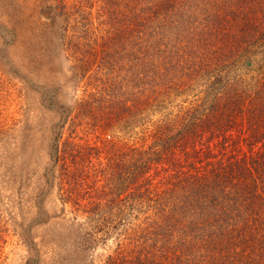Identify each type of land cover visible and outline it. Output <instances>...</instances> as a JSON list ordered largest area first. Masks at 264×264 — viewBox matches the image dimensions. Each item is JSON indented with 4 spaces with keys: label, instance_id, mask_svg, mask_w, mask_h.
I'll return each instance as SVG.
<instances>
[{
    "label": "trees",
    "instance_id": "1",
    "mask_svg": "<svg viewBox=\"0 0 264 264\" xmlns=\"http://www.w3.org/2000/svg\"><path fill=\"white\" fill-rule=\"evenodd\" d=\"M31 2L34 39L57 24L71 87L85 88L74 107L36 90L55 117L38 207L55 186L85 248L112 242L105 264H264V0ZM14 3L0 0L1 39ZM5 55L0 91L16 74ZM28 119L0 126V203L16 201Z\"/></svg>",
    "mask_w": 264,
    "mask_h": 264
},
{
    "label": "rangeland",
    "instance_id": "2",
    "mask_svg": "<svg viewBox=\"0 0 264 264\" xmlns=\"http://www.w3.org/2000/svg\"><path fill=\"white\" fill-rule=\"evenodd\" d=\"M14 7L16 17L6 20L10 29H3L5 37L0 38V51L6 54L16 73L14 76L7 73L10 80L7 79L5 88L0 91V126L29 118L33 130L32 134H27L30 136L27 150L32 153L26 163L18 158L21 175L18 174L20 177H15L13 183L14 204L1 195L0 264H87L88 259H93L95 264H105L112 242L100 240L85 248L84 241L89 245L88 234L79 227L70 228L69 219L74 215L68 207L64 212L65 206L55 186L48 196L43 194L39 207L35 200L38 191L44 188L42 178L49 166L47 143L51 137L48 126L55 121V117H50L51 113L41 106L36 90L58 88L61 101L74 107L77 94L85 95V88L77 93L71 87V61L64 51L59 26L52 21L46 22L38 27L43 37L35 40L30 28V15H35L34 4L31 0H15L8 9ZM195 93L194 89L161 102L153 114L154 120L163 115L159 107L165 112L176 110L179 104H188ZM79 136L86 137L83 132ZM89 138L95 139V135L90 134ZM26 190L28 193L23 196ZM18 196H23L24 201Z\"/></svg>",
    "mask_w": 264,
    "mask_h": 264
}]
</instances>
